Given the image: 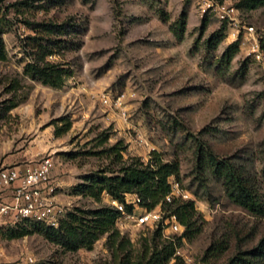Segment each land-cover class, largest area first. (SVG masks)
<instances>
[{
  "label": "rangeland",
  "instance_id": "rangeland-1",
  "mask_svg": "<svg viewBox=\"0 0 264 264\" xmlns=\"http://www.w3.org/2000/svg\"><path fill=\"white\" fill-rule=\"evenodd\" d=\"M17 1L0 0L7 52L0 61V166L51 154L56 201L66 210L95 208L107 204V194L95 202L74 194L73 188L103 168L119 170L121 164L112 163V155L102 150L122 140L123 160L137 157L144 162L155 150L165 161H179L177 179L190 195L180 200L194 201L201 226L191 240L178 243L179 235L169 234L184 264H227L257 246L264 236V215H252L235 204L223 179L199 163V154L210 150L217 159L242 168L264 202V61L253 56L251 35L220 21L214 11L202 14L206 0H32L34 7L23 13L6 8ZM212 1L236 7L241 25L253 26L258 41L264 38V5L247 8L245 0ZM183 13L186 25L178 38L172 28ZM47 19L71 20L75 32L68 29L62 39L80 42L49 57L74 70L61 88L22 74L30 59L28 36L34 34L24 20ZM233 42L238 48L227 62L223 53ZM15 78L22 86L17 94L28 85L32 88L24 102L4 111L2 104L11 96L6 87ZM101 93H108L112 102L122 96L120 107L103 105L96 99ZM60 117H67L71 126L56 137L51 122ZM104 133L108 141L99 144ZM18 226L35 228L32 223ZM152 232L121 235L130 239L136 254L142 238ZM0 238L3 264H115L105 236L90 250L74 252L63 251L39 232L16 239L0 233ZM211 246L218 250L206 256Z\"/></svg>",
  "mask_w": 264,
  "mask_h": 264
},
{
  "label": "trees",
  "instance_id": "trees-1",
  "mask_svg": "<svg viewBox=\"0 0 264 264\" xmlns=\"http://www.w3.org/2000/svg\"><path fill=\"white\" fill-rule=\"evenodd\" d=\"M244 3L247 8H255L264 5V0H245ZM33 5L32 0H20L7 5L6 8L23 13L34 7ZM38 7L35 6V8ZM24 23L31 26L34 34L28 36L30 59L23 66V76L45 86L61 88L74 74V70L67 62L51 60L49 57L60 54L61 51L73 50L80 45L78 39L75 41L62 39L63 35L70 33L68 29H73L75 24L71 20L58 23L50 19L41 22L24 20ZM185 25L183 13L173 23L172 31L176 37H181ZM71 31L75 32L74 29ZM3 32V28L0 27V61L7 58L2 38ZM218 40L219 38H216L215 43ZM259 45L264 53V38L259 41ZM237 48V42L231 43L223 53L224 60L229 62ZM21 87L20 80L17 78L8 83L6 90L11 93V96L2 104L4 111L13 109L27 99L32 87L28 85L22 94H17ZM51 124L54 125V135L60 137L69 130L71 121L67 117H60ZM108 138L109 134L104 133L99 144L106 143ZM125 149L122 140H118L102 150L112 155V163L121 164L119 170L115 171L111 167H106L96 171L74 186L73 193L89 197L95 202H100L104 193L117 201H122L125 193H136L147 208H153L161 203L164 208L171 209L184 227L182 235L176 238L178 243L182 238L188 240L194 238L201 231V226L197 224L198 217L194 201L173 199L169 204L165 202V196L170 192L168 178L174 176L177 179L179 161L176 158L165 161L161 153L155 150L150 153V159L147 162L137 157L124 161L122 152ZM199 161L200 166L203 162L204 167H209L214 175L223 179L227 195L235 204L252 215H264V202L259 199L242 168L229 161L217 159L210 150L200 153ZM118 214L114 207L107 204H101L95 208L76 206L66 212L56 228L43 223L30 222L34 225V230L15 225L0 229V233L7 239H16L39 232L48 241L66 252H74L80 248L90 250L97 240L105 236V246L110 251L115 264H168L172 259L174 260L172 264H184L182 258L175 255L177 244L163 239L161 228L154 229L150 238L143 237L141 250L134 254L130 239L121 235L115 227ZM217 250V247L211 246L206 256L209 253L213 255ZM203 262H207V258H204ZM227 264H264V236L257 246L237 254Z\"/></svg>",
  "mask_w": 264,
  "mask_h": 264
},
{
  "label": "built area",
  "instance_id": "built-area-1",
  "mask_svg": "<svg viewBox=\"0 0 264 264\" xmlns=\"http://www.w3.org/2000/svg\"><path fill=\"white\" fill-rule=\"evenodd\" d=\"M207 11H214L220 21L233 26L236 30L243 29L245 33L251 35L253 56L259 61H264V53L258 38L254 36L256 33L254 27L241 25L235 16L236 7L206 0L201 5V12L204 14ZM121 97L118 96L117 100L112 102L108 93H101L96 96V99L105 106L119 108ZM122 115H125L124 111ZM54 170L55 162L51 154L26 164L0 166V229L30 222L58 227L60 219L68 210L56 201L57 186L53 179ZM168 182L170 192L165 196L167 204L173 199L190 198L174 176H170ZM108 198L107 205L114 207L119 213L115 220V227L120 234L127 231H153L161 228L162 236L175 242L169 234L181 236L184 231L176 215L171 210L166 211L161 203L153 208H147L136 193H125L122 201H117L109 195ZM2 255L3 247L0 238V258ZM175 255H180L177 248ZM28 261L33 262V259L29 257Z\"/></svg>",
  "mask_w": 264,
  "mask_h": 264
},
{
  "label": "crops",
  "instance_id": "crops-1",
  "mask_svg": "<svg viewBox=\"0 0 264 264\" xmlns=\"http://www.w3.org/2000/svg\"><path fill=\"white\" fill-rule=\"evenodd\" d=\"M54 175H55V172L53 173V176H54ZM0 259H1V258H0ZM0 261H1V260H0ZM0 264H3V263L0 262Z\"/></svg>",
  "mask_w": 264,
  "mask_h": 264
}]
</instances>
